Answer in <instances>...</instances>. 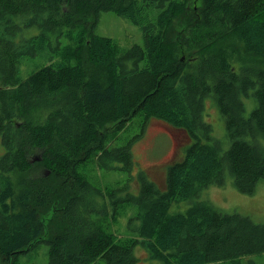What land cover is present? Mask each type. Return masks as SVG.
<instances>
[{
    "label": "trees",
    "instance_id": "trees-1",
    "mask_svg": "<svg viewBox=\"0 0 264 264\" xmlns=\"http://www.w3.org/2000/svg\"><path fill=\"white\" fill-rule=\"evenodd\" d=\"M101 11L139 25L144 46L98 34ZM25 56L43 60L23 78ZM206 97L226 127L222 153ZM138 116L189 139L163 188L141 172L139 192L119 197L84 168L132 171L131 144L110 143ZM227 173L246 193L264 179V0H0V264L40 241L47 264H136L138 245L158 264H242L264 253V224L193 200ZM130 205L129 235L102 226Z\"/></svg>",
    "mask_w": 264,
    "mask_h": 264
},
{
    "label": "rangeland",
    "instance_id": "rangeland-1",
    "mask_svg": "<svg viewBox=\"0 0 264 264\" xmlns=\"http://www.w3.org/2000/svg\"><path fill=\"white\" fill-rule=\"evenodd\" d=\"M96 23L95 31L100 35H106L114 39L121 50H126L133 44L144 46L145 38L139 25L134 24L112 11H101ZM42 58L25 56L19 66L23 78L42 62ZM244 113L249 114L255 106V100L250 97H243ZM204 109V121L210 125L211 136L221 144L220 152H224L228 146L226 127L219 113L215 101L206 97ZM186 132L171 127L160 119L151 118L144 120V117H134L132 122L121 130L120 135L111 141L110 145L120 147L126 143L131 144L130 151L135 159L132 171L120 169L122 162L115 161L114 168H105L90 161L84 168L90 182L102 189L113 186L118 187L116 195L122 197L126 193L133 195L139 192L140 173L146 175L160 188L165 184L167 166L182 156V150L188 141ZM209 142H213L210 140ZM224 185L210 184L199 192L193 200H208L214 207L222 212H237L247 215L254 222L264 224V179L256 184L253 193L240 192L233 184L231 175L227 173ZM191 200L178 201L172 204V210L184 211ZM116 219L111 220L110 216L104 217L100 222L106 224L116 234L121 236L130 234L129 224L133 222L135 206L126 207ZM105 211L110 215L113 211L106 206ZM103 216H99L101 218ZM134 254L138 258L136 264H158L149 260L147 252L139 245L134 247ZM49 258L48 245L44 241L38 242L32 249L20 252L18 264H47ZM242 264H264V253L243 255Z\"/></svg>",
    "mask_w": 264,
    "mask_h": 264
},
{
    "label": "water",
    "instance_id": "water-1",
    "mask_svg": "<svg viewBox=\"0 0 264 264\" xmlns=\"http://www.w3.org/2000/svg\"><path fill=\"white\" fill-rule=\"evenodd\" d=\"M34 159H35V160H37L38 158H37V157H35Z\"/></svg>",
    "mask_w": 264,
    "mask_h": 264
}]
</instances>
